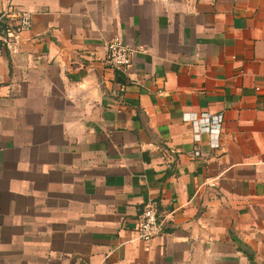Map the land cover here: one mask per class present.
I'll list each match as a JSON object with an SVG mask.
<instances>
[{
  "label": "crops",
  "instance_id": "0c3cea01",
  "mask_svg": "<svg viewBox=\"0 0 264 264\" xmlns=\"http://www.w3.org/2000/svg\"><path fill=\"white\" fill-rule=\"evenodd\" d=\"M10 2L32 24L0 52V264H264V0ZM150 201L163 231L133 238Z\"/></svg>",
  "mask_w": 264,
  "mask_h": 264
},
{
  "label": "built area",
  "instance_id": "2783aa9c",
  "mask_svg": "<svg viewBox=\"0 0 264 264\" xmlns=\"http://www.w3.org/2000/svg\"><path fill=\"white\" fill-rule=\"evenodd\" d=\"M32 20L28 12L15 9L10 2L7 9L0 11V52L3 49L16 50V45L23 32L29 31ZM107 54L105 63L113 70L123 71L133 61L136 48L128 45L120 36L116 35L106 44ZM182 119L191 123L192 140L201 141L202 135L208 137L210 145H216L221 133L223 115L202 111L195 116L189 112L183 114ZM163 231V223L159 219L156 203H145L141 213L137 216L133 229L130 231L133 238L148 241L159 236Z\"/></svg>",
  "mask_w": 264,
  "mask_h": 264
}]
</instances>
